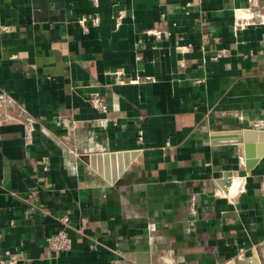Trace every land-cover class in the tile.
Here are the masks:
<instances>
[{
  "label": "crops",
  "instance_id": "crops-1",
  "mask_svg": "<svg viewBox=\"0 0 264 264\" xmlns=\"http://www.w3.org/2000/svg\"><path fill=\"white\" fill-rule=\"evenodd\" d=\"M263 131L264 0H0V264H264Z\"/></svg>",
  "mask_w": 264,
  "mask_h": 264
},
{
  "label": "built area",
  "instance_id": "built-area-1",
  "mask_svg": "<svg viewBox=\"0 0 264 264\" xmlns=\"http://www.w3.org/2000/svg\"><path fill=\"white\" fill-rule=\"evenodd\" d=\"M62 219L64 221L68 220L67 217H63ZM46 242L48 247L55 253L67 251L72 247V238L69 235L68 231L65 229V227L47 236ZM11 263H15V260H13Z\"/></svg>",
  "mask_w": 264,
  "mask_h": 264
},
{
  "label": "water",
  "instance_id": "water-1",
  "mask_svg": "<svg viewBox=\"0 0 264 264\" xmlns=\"http://www.w3.org/2000/svg\"><path fill=\"white\" fill-rule=\"evenodd\" d=\"M245 135H253V136H255V135H257L258 134V131H249V130H245L244 132H243ZM237 134H239V133H237ZM260 135H264V131H263V133H260ZM264 154V146L260 149V151L258 152V156H261V155H263ZM253 156V155H252Z\"/></svg>",
  "mask_w": 264,
  "mask_h": 264
}]
</instances>
